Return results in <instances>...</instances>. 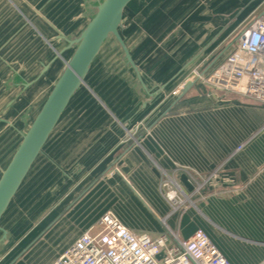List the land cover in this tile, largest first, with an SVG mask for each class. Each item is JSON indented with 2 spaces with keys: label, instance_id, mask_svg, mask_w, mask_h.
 Returning <instances> with one entry per match:
<instances>
[{
  "label": "crops",
  "instance_id": "1",
  "mask_svg": "<svg viewBox=\"0 0 264 264\" xmlns=\"http://www.w3.org/2000/svg\"><path fill=\"white\" fill-rule=\"evenodd\" d=\"M100 1L0 0V57H25L15 70L0 58V71L36 66L35 78L22 86L38 81L56 54L68 49L66 40L86 27ZM263 12L264 0L129 2L119 34L150 94L126 61L124 73L130 71L140 96H110L85 84L98 103L95 114L108 117L102 123L93 118L86 132L78 133L87 138L71 146L77 149L71 169L83 173L72 185L66 182L69 187L60 199L23 235L5 230L0 243L5 238L9 243L0 253V264L19 250L10 264H52L82 233L98 232L106 213L136 235L166 233L179 240L200 227L207 229L200 221L203 214L264 248V106L198 79L212 74L229 56L239 33ZM171 47L176 51L170 53ZM43 54L52 57L43 60ZM155 58L159 63L174 60L175 65L154 74ZM189 81L194 85L179 98ZM145 95L149 100L143 102ZM136 98L139 110L127 115L124 105ZM134 114L143 119L137 127L129 123ZM61 171L63 176L68 172ZM167 192L175 194L176 202L167 199Z\"/></svg>",
  "mask_w": 264,
  "mask_h": 264
},
{
  "label": "rangeland",
  "instance_id": "2",
  "mask_svg": "<svg viewBox=\"0 0 264 264\" xmlns=\"http://www.w3.org/2000/svg\"><path fill=\"white\" fill-rule=\"evenodd\" d=\"M93 13L94 11L90 13L89 17H91ZM106 41L101 53L95 58L96 60L92 65L88 80L85 84L91 83L98 92L106 93V95L110 94V96H126L129 99V92L134 95L136 93L137 97L140 96L139 94H142V91H140V87L134 80V77L130 75V71L124 73L125 67L127 69L128 65L126 66L125 60L116 42L113 41L111 37ZM110 43L111 45L108 47ZM108 48H110V52H108ZM169 49L170 53H173L177 48L171 47ZM73 50L74 48L71 47L62 51L60 56L54 59L50 68L43 72L41 78L27 86L26 89L23 88L22 84L35 78L34 76H36L39 71L38 68H35L36 66L32 68V66L29 65L26 71L16 70V73L14 71H0V119L2 120L0 121V168H4L6 163H8L12 153L18 146L21 134L27 131L29 123L38 112L37 110L42 105L52 85L59 78L65 62L68 60ZM178 56L181 55L178 53L176 57ZM29 57L30 56H28V58ZM43 57V60H48L51 59L52 56L50 54H43ZM0 58L8 60L9 64L15 70L23 66L25 57L16 55L9 56V58ZM158 59L155 58L156 62L153 63L154 74H161L164 70L167 72L169 66L173 69L175 65L174 60L159 63ZM1 65L2 64H0V67ZM159 67L160 69L157 70ZM10 76L12 80L9 81ZM123 78L129 81L124 82ZM85 84L77 89L76 94L55 126L56 128L45 143L43 151L37 157L36 163L30 169L24 182L5 211V214L0 220V227L3 230L12 231L18 237L23 235L43 217L52 204L60 199L63 192L69 187L67 186V181L68 184L72 185L80 179L83 172L80 170L76 172L71 169L75 165L74 161L76 157H73V155L74 151L77 150L71 148V146L72 144L75 145L74 142L87 138V135L81 136L80 134L78 135V133H85L87 125L90 126V124L94 122H92V120H94L93 118L96 117V121L102 123L106 121L108 117V115L103 116L101 113H99V115L95 114V109L98 110L96 107L98 103L92 95L87 92ZM158 89V87L153 88V90ZM110 96L109 99L111 98ZM173 96H176V94L174 93ZM183 97L184 95L180 98ZM120 100L121 99L115 101L119 102ZM146 100H149V97L145 95L142 101L145 102ZM129 102L132 103L130 106L128 104ZM128 103L124 105L127 115L132 113L134 109L139 110L137 98L133 101H128ZM117 107H120V105ZM136 116L137 115L134 114L132 119L130 121L128 120L133 127H137L138 123L143 120L140 119V116ZM6 121L10 125H8ZM129 135L133 136L134 134L130 133ZM57 142L61 144V147L57 146ZM68 152L69 155L65 156ZM46 157H48L50 163L46 160ZM63 168L68 171L65 172L64 176L61 171ZM195 207L198 208L196 205ZM201 218L202 220L200 219V221L206 225L207 229L205 230L202 227L199 229L207 232L211 241L215 243L230 264H254L258 257L262 258L261 256L264 255V248L261 247L263 246L260 245L261 243L248 242L244 240L250 239L246 235H242L229 228H227L226 231L217 223L207 219L203 214ZM1 235L2 232L0 231V240ZM180 236H182V234H180ZM8 243L9 239L5 238L2 240L0 243V253L3 249H7ZM20 252L22 251L19 250L11 258H7L6 261L1 264H10Z\"/></svg>",
  "mask_w": 264,
  "mask_h": 264
},
{
  "label": "built area",
  "instance_id": "3",
  "mask_svg": "<svg viewBox=\"0 0 264 264\" xmlns=\"http://www.w3.org/2000/svg\"><path fill=\"white\" fill-rule=\"evenodd\" d=\"M228 55L210 76L198 79L264 106V12L239 33ZM166 196L176 202L174 193ZM98 227L82 233L52 264H230L200 229L182 240L166 233L136 235L110 213Z\"/></svg>",
  "mask_w": 264,
  "mask_h": 264
},
{
  "label": "water",
  "instance_id": "4",
  "mask_svg": "<svg viewBox=\"0 0 264 264\" xmlns=\"http://www.w3.org/2000/svg\"><path fill=\"white\" fill-rule=\"evenodd\" d=\"M131 1L101 0L95 7V14L81 33L73 40H66L68 48L73 47L74 50L37 114L29 123L27 131L21 135L18 146L7 165L0 173V220L36 162L35 160L41 154L46 141L56 128L77 89L85 84L86 75L107 39L111 37L118 44L123 58L136 75L142 90L150 94L119 34L123 12ZM60 54L61 51L56 54V58ZM44 69H47V66ZM193 85L192 81L185 83L180 88L178 97L184 95ZM0 231L4 238L6 231L1 227Z\"/></svg>",
  "mask_w": 264,
  "mask_h": 264
}]
</instances>
